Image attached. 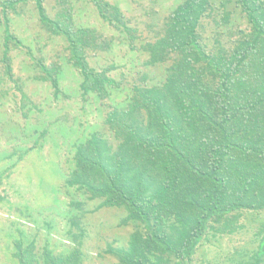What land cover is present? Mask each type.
<instances>
[{
	"label": "trees",
	"instance_id": "16d2710c",
	"mask_svg": "<svg viewBox=\"0 0 264 264\" xmlns=\"http://www.w3.org/2000/svg\"><path fill=\"white\" fill-rule=\"evenodd\" d=\"M44 1L0 0L4 55L22 43L11 33V14L32 4L40 27L65 38L67 60L82 78V93L106 101L107 87L116 84L108 70L95 71L85 56L87 49L106 47L104 42L91 35L93 30L75 29L65 13L50 18ZM91 2L105 22L131 39L133 30L120 8L103 0ZM227 3L183 0L168 16L163 35L145 47L151 64L178 56L169 75L158 84L133 86L140 91L135 89L128 108L108 106L105 123L117 137L115 153L98 137L89 141L91 152L83 156L78 150L68 185L79 184L101 205L123 208L127 218L147 228L120 250L116 264H182L207 220L264 207V0L235 1L246 28L233 26L232 36L225 34L224 25L234 15ZM218 9L217 18L213 14ZM207 30L211 36H204ZM37 66L39 77L58 95V64ZM166 222L182 231L180 239L158 228ZM228 225L223 229L232 232L235 225ZM263 246L257 255L264 253ZM157 253L167 258L152 261L159 260Z\"/></svg>",
	"mask_w": 264,
	"mask_h": 264
},
{
	"label": "rangeland",
	"instance_id": "374dc122",
	"mask_svg": "<svg viewBox=\"0 0 264 264\" xmlns=\"http://www.w3.org/2000/svg\"><path fill=\"white\" fill-rule=\"evenodd\" d=\"M103 1L123 12L133 30L131 39L105 22L91 0H45L44 6L50 18L65 13L75 29L93 30L91 35L96 33L104 42L107 48L85 51L90 67L108 70L116 84L107 87L104 102L95 93H82V78L67 60L65 38L40 27L34 5L24 4L18 14H11V33L22 43L10 46L7 55L0 16V264H116L120 250L147 231L127 218L123 208L103 206L101 199L91 198L79 184L71 186L67 180L78 150L83 156L91 152L93 137L115 153L117 137L105 123L108 106L118 111L128 108L135 89L140 91L133 86L158 84L169 75L171 61L178 56L151 64L145 47L163 35L168 16L183 0ZM235 1L228 0L226 6L234 13L224 25L230 36L236 30L233 26L246 28ZM219 13L220 9L213 16L218 18ZM204 36H211L210 30ZM37 62L58 64V95L50 82L39 77ZM228 221L235 225L232 232L223 229ZM158 228L175 239L182 237V231L167 222ZM263 238L264 207L238 209L207 220L190 258L182 264H264V253L257 255ZM157 254L159 260L152 257V261L167 258L166 253Z\"/></svg>",
	"mask_w": 264,
	"mask_h": 264
}]
</instances>
